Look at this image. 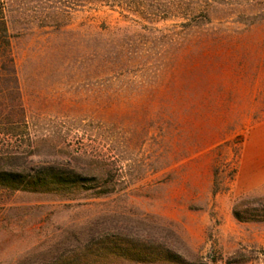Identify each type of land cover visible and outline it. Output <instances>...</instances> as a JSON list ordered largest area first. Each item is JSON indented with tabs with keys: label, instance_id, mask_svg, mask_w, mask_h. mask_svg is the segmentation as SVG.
<instances>
[{
	"label": "rangeland",
	"instance_id": "rangeland-1",
	"mask_svg": "<svg viewBox=\"0 0 264 264\" xmlns=\"http://www.w3.org/2000/svg\"><path fill=\"white\" fill-rule=\"evenodd\" d=\"M0 7L11 35L0 158L50 184L0 191V264H54L106 230L175 248L185 264H264V193L237 199L230 220L215 210L264 121V106L244 105L264 104V0ZM68 180L78 188L54 185ZM160 251L98 264H178Z\"/></svg>",
	"mask_w": 264,
	"mask_h": 264
},
{
	"label": "trees",
	"instance_id": "trees-1",
	"mask_svg": "<svg viewBox=\"0 0 264 264\" xmlns=\"http://www.w3.org/2000/svg\"><path fill=\"white\" fill-rule=\"evenodd\" d=\"M5 13V8L0 7V60H4L6 57L10 56L11 52V35L9 34L8 20ZM2 64L1 66L6 67L5 63ZM14 159L15 158L12 156L0 158V161L5 160L8 164V167H0L1 192L13 193L18 190H27L30 188L35 191H41L45 186H47V190H50L49 183H41V185H39L40 182L32 183L31 181H25L27 175H25L24 171L20 172L16 169V166L13 164ZM68 181L69 184H71L70 186H66V184L59 181L54 185H56L57 188H78L76 185L78 183L77 180ZM244 202L245 200L241 201V204H238L237 207L243 205ZM113 237L116 238V244L112 242ZM162 245L163 244L159 243L156 247L150 248L145 245L143 240L129 239V237L123 234L115 235L106 230L98 233H90L88 239L85 240L80 247L71 249V253L68 251L66 252L67 254H60L53 263L57 264L60 260L63 261L73 257L81 258L83 260L82 264H98L100 261L105 262L117 257L130 258L138 262H148L152 260V255L155 256L154 258H160V256L162 257V251L160 250H166L170 261L178 264H185L184 261L181 260V255L175 248H165V246ZM151 250L154 252H151ZM68 253L71 254V256L68 255Z\"/></svg>",
	"mask_w": 264,
	"mask_h": 264
},
{
	"label": "crops",
	"instance_id": "crops-1",
	"mask_svg": "<svg viewBox=\"0 0 264 264\" xmlns=\"http://www.w3.org/2000/svg\"><path fill=\"white\" fill-rule=\"evenodd\" d=\"M245 106H264L255 95L248 97ZM264 193V121L257 122L248 131L241 146L236 170L229 190L217 194L215 210L224 213L230 220V212L235 201L241 197ZM232 219V218H231Z\"/></svg>",
	"mask_w": 264,
	"mask_h": 264
}]
</instances>
